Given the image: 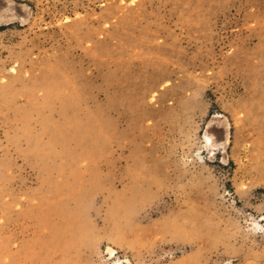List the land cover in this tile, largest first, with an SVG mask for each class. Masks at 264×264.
Instances as JSON below:
<instances>
[{
    "label": "rangeland",
    "instance_id": "obj_1",
    "mask_svg": "<svg viewBox=\"0 0 264 264\" xmlns=\"http://www.w3.org/2000/svg\"><path fill=\"white\" fill-rule=\"evenodd\" d=\"M3 2L0 264H264V0Z\"/></svg>",
    "mask_w": 264,
    "mask_h": 264
},
{
    "label": "bare ground",
    "instance_id": "obj_2",
    "mask_svg": "<svg viewBox=\"0 0 264 264\" xmlns=\"http://www.w3.org/2000/svg\"><path fill=\"white\" fill-rule=\"evenodd\" d=\"M22 12H23L22 6H20V5H15L14 3H10V2L1 3V6H0V25L9 22L12 18L20 17ZM78 221L79 220L77 219V222ZM68 222H69V220H68ZM70 223H72L71 225H73L74 222H70ZM75 224L73 226H76ZM76 228H80V226L79 227L76 226Z\"/></svg>",
    "mask_w": 264,
    "mask_h": 264
},
{
    "label": "clouds",
    "instance_id": "obj_3",
    "mask_svg": "<svg viewBox=\"0 0 264 264\" xmlns=\"http://www.w3.org/2000/svg\"><path fill=\"white\" fill-rule=\"evenodd\" d=\"M253 234L260 232V233H264V227L261 226H254L251 230H250Z\"/></svg>",
    "mask_w": 264,
    "mask_h": 264
}]
</instances>
